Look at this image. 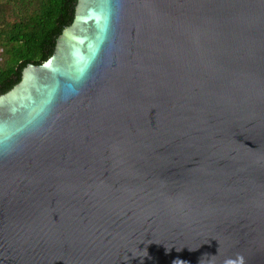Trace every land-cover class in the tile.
<instances>
[{
    "label": "water",
    "instance_id": "1",
    "mask_svg": "<svg viewBox=\"0 0 264 264\" xmlns=\"http://www.w3.org/2000/svg\"><path fill=\"white\" fill-rule=\"evenodd\" d=\"M0 141V264H264V0H68Z\"/></svg>",
    "mask_w": 264,
    "mask_h": 264
},
{
    "label": "trees",
    "instance_id": "2",
    "mask_svg": "<svg viewBox=\"0 0 264 264\" xmlns=\"http://www.w3.org/2000/svg\"><path fill=\"white\" fill-rule=\"evenodd\" d=\"M67 6L68 0H0V86L44 54Z\"/></svg>",
    "mask_w": 264,
    "mask_h": 264
},
{
    "label": "clouds",
    "instance_id": "3",
    "mask_svg": "<svg viewBox=\"0 0 264 264\" xmlns=\"http://www.w3.org/2000/svg\"><path fill=\"white\" fill-rule=\"evenodd\" d=\"M13 150V144L9 142L0 141V155H9ZM240 264H243V257H240Z\"/></svg>",
    "mask_w": 264,
    "mask_h": 264
}]
</instances>
